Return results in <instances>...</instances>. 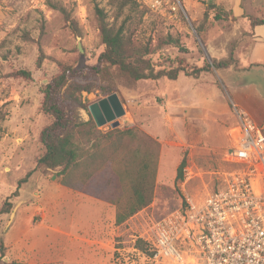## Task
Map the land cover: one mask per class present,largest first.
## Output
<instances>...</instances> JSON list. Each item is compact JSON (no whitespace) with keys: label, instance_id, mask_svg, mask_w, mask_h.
<instances>
[{"label":"rangeland","instance_id":"1","mask_svg":"<svg viewBox=\"0 0 264 264\" xmlns=\"http://www.w3.org/2000/svg\"><path fill=\"white\" fill-rule=\"evenodd\" d=\"M136 1L146 12L135 31L139 39L148 41L153 37L156 43L158 33L170 32L180 42V46L165 45L152 54L157 68L181 65L185 72L176 80L131 82L118 76V88L110 93L119 95L126 110L118 118L117 128L127 130L134 126L153 140L140 142L139 138L126 136L123 142L130 156L136 157V150L154 152V141L159 145V155L153 202L118 224L115 253L109 264H120L119 248H123L122 258L131 255L138 239L149 237L155 222L181 205L177 175L183 160L185 166L203 173L202 179L191 183L192 192L202 190L205 183L218 187L220 173L229 167L224 160L229 147L228 130L239 119L230 84L248 78L249 74L241 68L248 63L254 42L251 19L264 20V0H180L182 8L176 15L162 14L142 0ZM130 2L127 12L116 19L111 0H0V210L9 207V196L28 172L32 171L30 177L20 186L24 197L38 184L37 176L59 177L60 169L37 167V159L44 151L40 134L50 122L41 111L45 84L65 66L98 64L104 44L96 8L104 9L107 21L119 26L130 12L128 9L136 6L133 0ZM129 14L135 22L136 11ZM76 24L80 34L71 27ZM221 61L231 63L216 67L215 62ZM201 68L204 70L198 77L186 74ZM20 70L31 71L32 78L18 76ZM262 79L259 82L264 86ZM110 94L95 89L84 92V97L91 105ZM90 114V109L79 111L81 120L90 119ZM99 128L106 132L113 127L107 122ZM154 159L151 155V165ZM44 177L39 189L44 192L48 188L51 193L54 185ZM17 200L9 213L0 216V242H4L6 224L14 219L20 206ZM101 204L104 203L92 198L86 204H77L74 213L75 200L71 203L77 220L82 214L91 221L86 235L99 234L96 227L105 212ZM78 226L75 223L76 231ZM13 261L0 258V264Z\"/></svg>","mask_w":264,"mask_h":264},{"label":"trees","instance_id":"2","mask_svg":"<svg viewBox=\"0 0 264 264\" xmlns=\"http://www.w3.org/2000/svg\"><path fill=\"white\" fill-rule=\"evenodd\" d=\"M130 1L111 0L116 10V19L127 12ZM133 3L137 7L131 6L128 9L130 12L124 16L119 26L116 22L107 21L104 9L97 7L96 15L104 44L98 64L81 68L65 66L45 84L41 111L50 118V122L41 131L40 141L44 151L37 159V167L60 169L58 175L63 185L116 205L117 224L124 223L153 202L159 145L154 141L157 151L136 150V157L130 156V151L123 142L126 136L139 138L140 142L144 139L151 142L152 138L134 126L127 130L116 127L104 132L91 114L90 119L81 120L79 111L81 109L88 111L90 105L84 97V92L90 93L100 89L110 94L118 88L116 84L118 76L131 82L157 81L162 78L176 80L185 72L181 65L169 69L157 68L152 54L165 45L180 46V42L170 32L158 33L156 43H153V37H149L148 41L139 39L135 31L140 23H143L146 12L139 8L136 0H133ZM132 10L136 11L135 22L133 16L129 14ZM257 24H264V20L251 19L252 26ZM71 27L80 34L77 24ZM230 63L215 62V66L228 67ZM37 65L39 67L42 65V57ZM203 70L204 68H201L186 74L198 77ZM16 74L26 79L32 78V72L29 70H20ZM151 155L155 157L153 165L150 161ZM184 166L183 160L178 168L179 181L184 177ZM31 173L32 171L28 172L18 181V189L12 196L18 195L21 184L28 180ZM12 196H9L7 202L9 207L6 210L1 209L0 216L11 211ZM135 245L147 249L146 242L141 238ZM5 255L6 246L4 242H0V258ZM9 264L26 263L13 261Z\"/></svg>","mask_w":264,"mask_h":264},{"label":"built area","instance_id":"3","mask_svg":"<svg viewBox=\"0 0 264 264\" xmlns=\"http://www.w3.org/2000/svg\"><path fill=\"white\" fill-rule=\"evenodd\" d=\"M155 11L176 15L180 0H142ZM229 129L218 187L191 183L203 178L192 166L183 168L181 205L157 220L147 249L132 246L120 264H264V124L244 110Z\"/></svg>","mask_w":264,"mask_h":264},{"label":"crops","instance_id":"4","mask_svg":"<svg viewBox=\"0 0 264 264\" xmlns=\"http://www.w3.org/2000/svg\"><path fill=\"white\" fill-rule=\"evenodd\" d=\"M253 37L248 63L241 68L249 76L231 83L230 94L235 110H244L264 124V86L259 82L264 78V24L255 25ZM42 177L37 176L38 184L30 190L29 196L24 197L21 188L15 196L20 206L3 233L7 247L5 258L26 264H109L115 253L114 241L119 231L116 205L69 188L61 183L58 176L44 177L54 188L51 193L48 188L41 192L39 182ZM92 198L104 203L101 205L105 212L99 217L102 223L96 227L99 234L86 235L85 229L91 221H86L82 214L77 220L71 203L75 200V213L77 204H86ZM14 199L10 200L13 202ZM77 222L78 231L75 230Z\"/></svg>","mask_w":264,"mask_h":264},{"label":"water","instance_id":"5","mask_svg":"<svg viewBox=\"0 0 264 264\" xmlns=\"http://www.w3.org/2000/svg\"><path fill=\"white\" fill-rule=\"evenodd\" d=\"M89 109L98 126L111 122L113 128L120 125L118 118L123 116L126 112L117 93L110 94L98 102L92 103ZM14 213L15 212L12 214Z\"/></svg>","mask_w":264,"mask_h":264}]
</instances>
